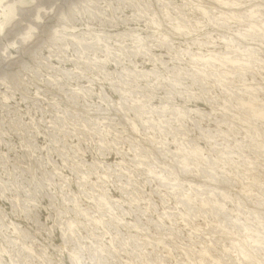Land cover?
<instances>
[{"label":"clouds","instance_id":"clouds-1","mask_svg":"<svg viewBox=\"0 0 264 264\" xmlns=\"http://www.w3.org/2000/svg\"><path fill=\"white\" fill-rule=\"evenodd\" d=\"M46 3L0 92V264H264V0Z\"/></svg>","mask_w":264,"mask_h":264},{"label":"rangeland","instance_id":"rangeland-1","mask_svg":"<svg viewBox=\"0 0 264 264\" xmlns=\"http://www.w3.org/2000/svg\"><path fill=\"white\" fill-rule=\"evenodd\" d=\"M48 6L46 0H0V92L20 90L24 77L52 47L50 26L57 21L45 14Z\"/></svg>","mask_w":264,"mask_h":264}]
</instances>
